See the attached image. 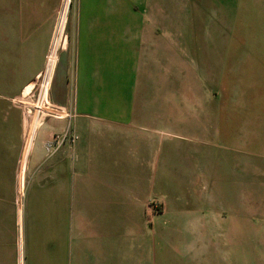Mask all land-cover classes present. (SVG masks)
<instances>
[{"label":"crops","instance_id":"obj_1","mask_svg":"<svg viewBox=\"0 0 264 264\" xmlns=\"http://www.w3.org/2000/svg\"><path fill=\"white\" fill-rule=\"evenodd\" d=\"M174 1L79 0L73 50L60 55L50 93L53 105L66 114L45 119L27 155L36 123L25 150L27 125L21 99L43 71L61 0H0V264H79V213L97 228L112 213L118 215L119 205L129 196L155 193L153 173L160 146L166 148L168 163L175 155V144L166 145L167 130L160 124L174 122L176 98L179 108L189 107L185 92L190 91L192 78L197 83L203 80L215 93L222 85L218 70L223 63L216 60L223 55L208 46L211 42L217 47L219 42L189 39L191 43L183 45L175 40L176 31L184 29L185 36L191 27L176 26ZM192 58L199 60L194 62L195 73ZM140 61L143 69H159L172 79L167 81L171 96L162 106L148 99L152 90L140 85L138 76L147 73L139 71ZM130 63L140 97L133 102H127L126 95L131 88L126 77ZM216 96L214 101L200 100L203 133L208 117L222 115ZM237 97L238 109L246 108L244 94ZM206 106L212 110L207 112ZM114 112L116 117L107 116ZM251 114L242 118L239 130L231 128L229 200L220 192L222 154L220 175L216 168L207 183L206 154L199 153L202 210L215 215V234L229 241L221 248L230 252L234 264H264V117ZM67 130L74 131L78 140L48 156L45 143ZM23 169L25 186L37 188L38 194L21 199L17 189ZM35 171L39 178L30 186ZM208 188L211 193L214 189V201L208 199Z\"/></svg>","mask_w":264,"mask_h":264},{"label":"rangeland","instance_id":"obj_2","mask_svg":"<svg viewBox=\"0 0 264 264\" xmlns=\"http://www.w3.org/2000/svg\"><path fill=\"white\" fill-rule=\"evenodd\" d=\"M78 3L79 0H61L56 9L54 29L44 64L45 67L51 49L58 43L52 84L60 55L73 50ZM174 5L176 26L185 25L186 29L191 27L185 36H182L184 29L176 31L175 40L177 37L178 42L183 45L190 44L191 42H187L189 39L204 44L210 40L219 42L217 47L211 42L208 46L211 51L217 50L218 53L219 50V54L223 55L222 60L219 58L216 60L217 64L223 63L222 68L218 70L222 82L221 91L219 93L209 91L211 89L209 84L205 85L203 80L197 83L196 78L191 77L190 91L185 92V95L189 96V107L179 108V98H176V107L173 109L174 122L163 123L161 119L159 120L162 122L160 127H165L167 132H171L163 131L166 145L174 143L176 150L173 159L168 163L166 148L160 146L159 162L153 173L155 193L151 192L145 197L129 196L125 204L119 205L120 213L118 215L112 213L113 217L101 220L104 223H100V227L97 228L93 227L94 222L91 219L87 220L83 212L79 213V264H234L230 252L221 248V243L226 245L229 241L226 239L222 241L221 236L215 234V215L202 210L204 196L197 182L199 166L202 168L199 153L203 151V154H206L207 183L211 182L216 168L220 175L218 159L222 154L223 187L220 192L224 199L229 200L233 180L230 171L231 128L234 131L239 130L241 126L239 122L250 113L254 115L258 112L264 117V0H175ZM15 11L16 4L14 15ZM14 18L18 16L15 15ZM181 49L184 51L183 47ZM185 52L188 55L189 49ZM197 61L199 62L193 58L190 60L194 73L198 71L196 65L194 66V62ZM141 63L144 62L140 61L139 71L146 70L147 73L143 71L138 76L140 85L149 92L152 90L148 99L159 101L162 106V103L171 96V92L169 94L167 92V81L169 83L172 79L170 76L166 79L159 69H156V72L150 71L154 70L152 67L143 69ZM133 70L134 65L130 63L126 76L131 87L126 92L129 99L127 102L135 101L136 97L140 100L138 91L137 94L135 91L136 85L133 84L137 79ZM36 91L37 87L27 98L21 99L27 125L24 143L30 128L35 123L37 127L38 123L37 132L45 119L49 118L41 116L37 122L34 121V116L31 117L27 112L25 104H30L31 110L34 109ZM50 93L51 89L49 98L53 105ZM239 93H243L245 101L247 100L246 108L237 107ZM215 94L217 101L218 99L221 101L222 115L219 114L217 119L211 115L205 120V134L204 121L201 120L199 123V116L203 113L200 100L214 101ZM164 109L161 107L159 110L162 113ZM205 109L207 112L212 110L208 106ZM166 111L172 113L170 108L169 110L166 108ZM244 111L247 112L246 115H239ZM61 114L66 113L63 111ZM107 116L116 117V114L108 113ZM50 117L61 118L57 115ZM163 132L160 131L164 134ZM66 133L77 136L72 130L53 136ZM72 144L74 143L66 141L60 150ZM185 152L189 155L185 156ZM125 167L130 168L127 165ZM169 167L172 168L170 173L167 172ZM205 175L206 173L204 177ZM26 176L24 169L20 171L19 179L22 180V184L17 190L21 199L27 195L38 194L37 188L25 186L28 179ZM38 178V171L32 172L30 186ZM238 190L241 195L242 189ZM207 191L208 199L214 201V189L212 193L209 188ZM225 214L227 216L229 211ZM92 230L96 232L89 234Z\"/></svg>","mask_w":264,"mask_h":264},{"label":"built area","instance_id":"obj_3","mask_svg":"<svg viewBox=\"0 0 264 264\" xmlns=\"http://www.w3.org/2000/svg\"><path fill=\"white\" fill-rule=\"evenodd\" d=\"M58 48H59V44L57 43L51 49V51L49 53L50 55H49V58H47V63L45 65V67H44V70L39 75L36 83H34L31 92L27 96H23V99H25V97L27 98L32 93V91H34L36 89V87H37L36 100H35V104L33 105L34 106L33 108L35 109V112H34V109L31 110L32 106L30 104H25L28 114L31 115V117L33 115L34 116L33 117L34 121L37 120V122H39L41 116H49V117L52 116V115H57L59 117L63 116L61 114V113H63L62 109L53 106L51 104V101H50V98H49V91L51 89L53 73H54V70H55V62H56L55 59H56V54H57ZM35 127H36V125H35ZM38 127H39V124L37 123V127L34 129V136L32 137V142L30 140L31 128H30V130H29V132L27 134L25 147H24L25 150L27 148V144H28L29 140H30V143H31L29 148L27 149V152L30 150L31 146L33 145V140L35 139L34 137H35V133H37L36 130L38 129ZM77 140H78L77 136L69 135L67 133L63 134V135L53 136L51 138V140H49L46 143L45 152H46V154L48 156H52L56 152H58L60 150V148L62 147V145L66 141H71V142L75 143V141H77Z\"/></svg>","mask_w":264,"mask_h":264}]
</instances>
